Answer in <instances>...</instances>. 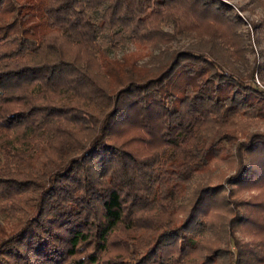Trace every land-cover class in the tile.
Returning <instances> with one entry per match:
<instances>
[{"label":"trees","instance_id":"1","mask_svg":"<svg viewBox=\"0 0 264 264\" xmlns=\"http://www.w3.org/2000/svg\"><path fill=\"white\" fill-rule=\"evenodd\" d=\"M229 11L0 0V209L17 216L0 264H264V134L230 133L264 119V89L224 69L244 49ZM184 32L228 57L169 52ZM230 158L224 193L209 177Z\"/></svg>","mask_w":264,"mask_h":264},{"label":"rangeland","instance_id":"2","mask_svg":"<svg viewBox=\"0 0 264 264\" xmlns=\"http://www.w3.org/2000/svg\"><path fill=\"white\" fill-rule=\"evenodd\" d=\"M220 1L228 5L230 10L229 12L241 19V24L237 29V33L241 34L243 38L244 48L242 57L236 59L232 57L228 62L229 65H227L228 63L225 64L224 69L246 79L252 74V77L249 78L248 82L254 86L264 89V8L257 5L253 0ZM205 35L203 37H198L194 33L184 32L170 43L168 51L171 52L190 47L204 52L211 51L213 53H217L221 57L227 58V53H225L217 43L209 42ZM131 49V46L121 47V50L123 51ZM119 53L120 52L117 54ZM254 132L264 134V119L259 120L256 118H243L242 125H238L230 131L238 142L244 140L243 138L245 133ZM232 158L229 160L232 161ZM235 167L236 164L233 161L232 163H228V160L216 162L209 177L211 183L222 184L225 188L224 193H228L232 188V185L228 183L227 177L233 174ZM194 181L197 182L200 180L195 179ZM256 190L257 188L242 190L238 193L237 197L248 198L250 194H255L257 192ZM187 193L190 194L191 189H188ZM0 208H2L1 205ZM16 219L17 216H8L0 209V226L5 233L10 232L16 225ZM243 238L247 237L243 236Z\"/></svg>","mask_w":264,"mask_h":264}]
</instances>
